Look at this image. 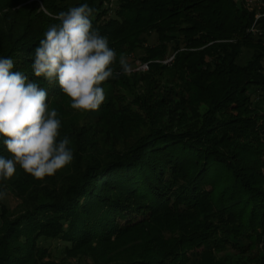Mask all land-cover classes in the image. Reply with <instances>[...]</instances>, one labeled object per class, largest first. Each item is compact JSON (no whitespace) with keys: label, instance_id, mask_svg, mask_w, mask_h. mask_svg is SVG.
Segmentation results:
<instances>
[{"label":"trees","instance_id":"obj_1","mask_svg":"<svg viewBox=\"0 0 264 264\" xmlns=\"http://www.w3.org/2000/svg\"><path fill=\"white\" fill-rule=\"evenodd\" d=\"M27 1L0 0V57L48 92L74 159L0 180L18 200L0 202V264H264V16L252 35L233 0ZM85 3L116 52L96 111L31 67L53 17ZM130 55L145 72H122Z\"/></svg>","mask_w":264,"mask_h":264},{"label":"clouds","instance_id":"obj_2","mask_svg":"<svg viewBox=\"0 0 264 264\" xmlns=\"http://www.w3.org/2000/svg\"><path fill=\"white\" fill-rule=\"evenodd\" d=\"M87 3L60 11L34 49L32 71L49 83L58 82L76 110L96 111L106 96L101 84L114 78L116 52L92 24ZM123 73L129 71L120 59ZM11 57H0V137L11 158L0 156V180L12 178L19 165L37 180L54 175L74 159L67 136L57 141L61 121L49 110L48 92L13 72ZM4 193L0 192V198Z\"/></svg>","mask_w":264,"mask_h":264},{"label":"rangeland","instance_id":"obj_3","mask_svg":"<svg viewBox=\"0 0 264 264\" xmlns=\"http://www.w3.org/2000/svg\"><path fill=\"white\" fill-rule=\"evenodd\" d=\"M31 0L27 1V2H30ZM256 3H259L258 1ZM40 8H42L41 4L38 3ZM108 7H111V5H107ZM153 36V35H152ZM150 37L149 38V42L153 41V37ZM137 55H130V56H125L123 59L124 61L128 64V68H129V71L127 73H130V72H133V71H138V72H145V71H139L137 68H138V65L141 64L139 62V60L136 58ZM170 60V58H168L166 61ZM203 108V107H202ZM204 110V108L202 109ZM83 118V115L81 116V120ZM0 188H1V191L2 193H4L3 195V198H0V202L3 203L10 211L11 210H14L16 208V205L18 203V200L17 198L15 197L14 193L12 192L10 186L6 183L5 185H0ZM57 246L56 248H54V246ZM60 246V243L58 242H53L51 244V247L53 249V254H54V257L55 258H59L60 255L58 252V249ZM80 262L77 261L75 258L73 259H70V260H67L66 264H79ZM83 263V262H82Z\"/></svg>","mask_w":264,"mask_h":264},{"label":"built area","instance_id":"obj_4","mask_svg":"<svg viewBox=\"0 0 264 264\" xmlns=\"http://www.w3.org/2000/svg\"><path fill=\"white\" fill-rule=\"evenodd\" d=\"M237 4H241L243 7H245L247 10H255V19L254 22L251 24V26L248 28V32H250L252 35H260L261 32L257 28L256 20L264 16V12H261L260 9L264 7V0H233ZM259 3H256V2ZM139 71H145L147 69L146 63H141L138 65L137 68Z\"/></svg>","mask_w":264,"mask_h":264}]
</instances>
